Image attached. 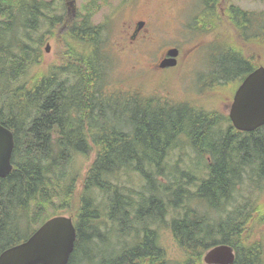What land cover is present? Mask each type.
<instances>
[{
  "label": "trees",
  "instance_id": "trees-1",
  "mask_svg": "<svg viewBox=\"0 0 264 264\" xmlns=\"http://www.w3.org/2000/svg\"><path fill=\"white\" fill-rule=\"evenodd\" d=\"M48 7L0 0V124L15 136L13 171L0 178V254L70 214L68 264H173L157 232L166 221L184 256L177 264H204L221 244L234 249L233 264H264V240L248 232L259 203L245 196L264 189V126L241 133L217 110L112 90L106 25L91 14L65 23ZM230 9L222 24L251 56L220 48L215 56L228 55L211 59L213 88L240 84L258 66L250 45L264 44V17ZM47 33L71 43L61 64L43 69ZM187 149L186 169L171 164Z\"/></svg>",
  "mask_w": 264,
  "mask_h": 264
},
{
  "label": "rangeland",
  "instance_id": "rangeland-1",
  "mask_svg": "<svg viewBox=\"0 0 264 264\" xmlns=\"http://www.w3.org/2000/svg\"><path fill=\"white\" fill-rule=\"evenodd\" d=\"M38 1L48 4L47 12L52 7L57 8V11L50 10L48 12L51 18H63L66 15V13H63L64 8L66 11V0ZM126 1L75 0L76 12L72 11L78 17L91 14L95 24L106 25L109 49L114 56V68L110 72V83L113 87L111 89L123 91L127 94H138L148 99H164L177 104L178 107L188 105L201 110H217L222 114L228 115L235 91L240 84H236L234 81L226 85L225 88L219 86L213 88L216 84L211 82L208 77H211L213 71V67L210 65L211 59L213 57L215 60L217 57L215 54L220 51V48L242 52L246 57L251 56L250 51L247 50V45L240 40H235L237 35L234 34L235 31L230 24L231 22L228 20L226 25H221L220 27L216 12V15L212 17L214 23L209 28L204 16V12L206 14L205 7L207 8L205 5L206 0H182V2L184 1L183 3L181 2L182 17L179 16V18H182L185 23L178 28L174 27L172 23L173 30H170L171 34L166 35L164 40L166 42L164 43L165 47L176 46L180 48L182 55L180 64L173 71L163 72L161 76H158V73H153L156 76L150 77L145 76L144 72H142L143 70L135 71L131 63V56L120 55L118 50L121 49V46L118 45V43H121L118 36L128 11L127 7H122V5L130 4V2L125 3ZM219 2L226 9L227 19H229L228 9L230 11L231 7L240 8L245 12L264 17V0H219ZM202 8L204 10L203 13H201ZM173 12H175L174 9ZM65 31L67 32L68 30L63 26L61 34ZM47 35L50 36L46 38L43 45L44 54L41 61L43 69L61 64L63 57L67 54L68 43H71L69 39L62 43V41L54 39L52 37L54 35L51 33H47ZM207 35H211L210 38ZM48 46H50V50L47 52ZM250 46L254 50L256 66H264V44L258 49H256L255 44ZM227 55L222 52L221 57L217 58L226 60L225 56ZM223 74L225 73L223 72ZM182 153L185 154L182 155ZM174 155L171 157V164H178L182 169H186L185 166L191 164V161L195 158V153L191 149H187V152L180 150L177 156L174 157ZM95 156L96 152H92L89 159L87 157H82V159L90 164ZM81 170L85 172L87 168H82ZM245 194V196H251L254 201L258 200L259 207H257L255 219L251 223L248 232L257 241L262 242L264 240V189L258 193L252 192L251 194L246 192ZM64 215L71 216L70 214ZM167 224H169L168 221L157 232L159 231L158 235H160L162 244H165L172 263L177 264L183 261L184 256L180 247L173 240L174 238L168 230ZM249 239L251 240L252 238Z\"/></svg>",
  "mask_w": 264,
  "mask_h": 264
},
{
  "label": "water",
  "instance_id": "water-1",
  "mask_svg": "<svg viewBox=\"0 0 264 264\" xmlns=\"http://www.w3.org/2000/svg\"><path fill=\"white\" fill-rule=\"evenodd\" d=\"M50 46L47 47V52ZM178 49L168 52L162 67L177 64ZM233 127L239 132L252 133L264 126V67L251 72L237 89L229 110ZM14 133L0 124V178L13 171ZM77 229L72 216H55L46 221L24 242L4 250L0 264H68L75 250ZM206 264H233L234 249L218 245L207 252Z\"/></svg>",
  "mask_w": 264,
  "mask_h": 264
},
{
  "label": "flooded vegetation",
  "instance_id": "flooded-vegetation-1",
  "mask_svg": "<svg viewBox=\"0 0 264 264\" xmlns=\"http://www.w3.org/2000/svg\"><path fill=\"white\" fill-rule=\"evenodd\" d=\"M66 2V11H63L66 13L63 16L65 23L69 22L71 18H76V13L73 14L76 12L75 0H66ZM128 2H130L129 5H122V7H127L128 11L118 36L119 41H121L118 43L121 46V49H118L120 55H130L134 70H143L145 76H156L153 73H158V76H161L163 72L176 69L182 57L180 48L176 46L165 47L164 43L166 42L164 40L166 35L171 34L170 30H173L172 23L176 28L184 25L185 21L179 18V16L182 17L181 7L184 1L127 0L125 3ZM216 12L220 27L224 25L222 21L227 17L226 9L222 3H215L213 10L208 9L206 14L204 12L209 28L214 23L212 17L216 15ZM64 27L68 28L69 24L64 25ZM210 36L208 37L210 38ZM173 48H178L180 52L177 65L162 67V62L168 58V52Z\"/></svg>",
  "mask_w": 264,
  "mask_h": 264
}]
</instances>
